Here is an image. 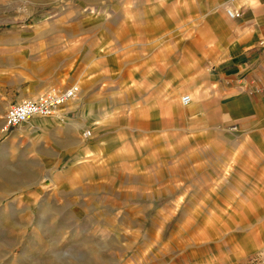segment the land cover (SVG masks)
Instances as JSON below:
<instances>
[{
	"label": "rangeland",
	"instance_id": "obj_1",
	"mask_svg": "<svg viewBox=\"0 0 264 264\" xmlns=\"http://www.w3.org/2000/svg\"><path fill=\"white\" fill-rule=\"evenodd\" d=\"M223 1L0 0V264L260 262L263 139L193 129ZM76 83L2 131L16 99Z\"/></svg>",
	"mask_w": 264,
	"mask_h": 264
},
{
	"label": "crops",
	"instance_id": "obj_2",
	"mask_svg": "<svg viewBox=\"0 0 264 264\" xmlns=\"http://www.w3.org/2000/svg\"><path fill=\"white\" fill-rule=\"evenodd\" d=\"M223 2L240 15L228 17L224 32L215 39L208 84L191 107L193 129L203 134L228 127L242 133L256 132L258 140L264 141V48L260 45L264 42V0ZM65 106L63 103L60 108ZM62 110L55 117L64 127L80 125L78 120H65ZM47 121L40 116L31 119L38 125Z\"/></svg>",
	"mask_w": 264,
	"mask_h": 264
},
{
	"label": "built area",
	"instance_id": "obj_3",
	"mask_svg": "<svg viewBox=\"0 0 264 264\" xmlns=\"http://www.w3.org/2000/svg\"><path fill=\"white\" fill-rule=\"evenodd\" d=\"M226 12L231 18L240 15L238 11L232 9H227ZM260 45L264 48V42H261ZM78 90V85H72L62 89L52 86L35 99H23L10 104L4 114L2 131L7 132L34 116H51L55 114L57 107L65 103L69 98L75 96ZM191 102L192 97L190 94L181 96V103L183 105H188ZM82 135L86 138L91 135V131L85 130ZM258 264H264V257Z\"/></svg>",
	"mask_w": 264,
	"mask_h": 264
},
{
	"label": "bare ground",
	"instance_id": "obj_4",
	"mask_svg": "<svg viewBox=\"0 0 264 264\" xmlns=\"http://www.w3.org/2000/svg\"><path fill=\"white\" fill-rule=\"evenodd\" d=\"M62 106V104L60 105V107ZM40 117H44V116H40Z\"/></svg>",
	"mask_w": 264,
	"mask_h": 264
}]
</instances>
